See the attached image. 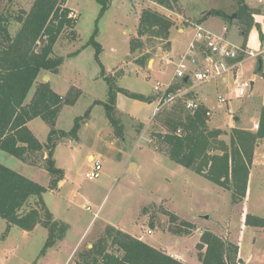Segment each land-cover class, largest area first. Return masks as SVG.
Segmentation results:
<instances>
[{
    "label": "rangeland",
    "instance_id": "rangeland-1",
    "mask_svg": "<svg viewBox=\"0 0 264 264\" xmlns=\"http://www.w3.org/2000/svg\"><path fill=\"white\" fill-rule=\"evenodd\" d=\"M33 1L0 0V9L15 16L23 9L29 10ZM255 1L245 0L248 5V2ZM262 1L260 6H264ZM67 5L79 17L77 39H69L68 33H65L54 46V53L64 57L60 71L52 73L44 70L38 78V82L49 81L52 88L62 95H66L73 85L83 92L74 105L63 107L56 124L57 128L69 131L75 119L81 116L80 138L70 136L56 146L54 159L56 165L63 169V179L51 188V174L44 166L27 163L1 149L0 163L46 187L43 198L47 206L57 219L69 222L71 227L67 239L59 248L57 245L60 242L40 256L48 230L40 225L34 231H26L9 225L0 216V264H75L79 252L87 247L88 240L106 223L116 227L122 225L143 235L152 245L170 251L187 264H201L203 252L199 251L197 244L206 229L242 244L243 249L252 244L257 234L263 244L259 247L262 255L255 261L263 263L264 227L254 226L259 231L255 234L253 226L246 227L245 214L264 218V141L257 150V162L261 166L253 174L252 194L248 200L245 198L235 203L231 191L172 160L161 138L162 134L174 132L167 124L168 117H185L191 112L186 107L184 95L169 103L162 99L166 82L171 85L181 82L173 78L175 66L167 63L165 57H171L170 50L176 53L190 48L197 22L205 24L212 32L224 34L235 43L236 38L237 44L242 47L244 40L239 37L241 25L237 20V2L183 0L181 8L170 10L153 0H111L109 8L101 16V4L97 0H68ZM147 8L157 9L174 22L168 42L138 34L139 17ZM259 11L264 14V8L260 7ZM257 22L261 24L260 20ZM261 26L264 27L263 24ZM18 27L19 24L12 20L10 31L15 33ZM96 27L98 33L95 39L100 44L98 53L95 43L86 45ZM179 28L186 29V32L180 34ZM260 30L263 33L260 28L256 33L249 34L250 47L255 50L258 49ZM133 38H139L144 43L135 53L130 52ZM263 49L264 40L260 50ZM74 52L76 54L70 55ZM138 58L144 62L143 65L137 63ZM103 68L104 75L118 86L131 92L156 95V101L165 103L160 111L155 112V101L144 102L123 95L124 100L119 106L130 112L120 113L124 124L123 137L115 136L104 106L94 104L95 99H108L109 80L101 76ZM237 72L238 78L235 76ZM227 78V81L218 78L192 87V91L208 97L213 108L207 124L210 128L211 122L215 126L228 122L234 125L235 119L227 113V107H230L235 115H240L242 125H253L264 107V58L262 55H246L233 73L227 74ZM242 81H247L249 87L246 94L239 97L237 90ZM157 82L164 85L161 86L162 91L155 89ZM36 87L37 83L30 89L27 102ZM219 96L227 101H220ZM90 107L91 116L87 118L84 115ZM28 125L41 142L47 141L50 126L41 117L34 118ZM222 130L225 131L223 137L229 142L232 127ZM91 152L102 165L99 178L86 177L93 164L88 160ZM131 162L138 165L132 172L129 169ZM97 212L98 216H95ZM171 213L176 214L178 219H173ZM151 217L154 226L150 224ZM82 236L86 237L84 243L67 260Z\"/></svg>",
    "mask_w": 264,
    "mask_h": 264
},
{
    "label": "trees",
    "instance_id": "trees-1",
    "mask_svg": "<svg viewBox=\"0 0 264 264\" xmlns=\"http://www.w3.org/2000/svg\"><path fill=\"white\" fill-rule=\"evenodd\" d=\"M101 4V16L110 6L111 0H97ZM158 5L174 10L181 8L183 0H153ZM237 2V20L244 37L243 48H246L248 35L255 26L254 14L259 10L251 8L245 0ZM68 0H34L29 10H21L15 16L0 9V149L19 159L44 166L51 174V188H54L64 176L63 169L56 165L54 153L56 146L70 136L78 138L81 116L75 119L71 130L56 127L58 116L65 105H74L82 90L72 86L66 95L56 92L49 81H39L42 71L58 73L64 57L54 53V46L65 33L69 39L76 40L78 15L68 5ZM224 17L229 20L227 15ZM12 20L19 24L15 33L10 31ZM174 22L157 9H144L139 17L138 34H147L150 38L169 41ZM96 27L86 45L95 43L97 53L100 44L95 36ZM260 39L264 34L260 30ZM85 45V46H86ZM144 46L139 38L130 41V52L135 53ZM246 46V47H245ZM76 52L71 53L74 55ZM239 60H243L240 57ZM137 63L143 65L140 58ZM261 65V61H260ZM258 70L260 71L261 68ZM103 68L101 76L108 81ZM182 82H185L183 80ZM172 84L166 91L176 92L183 83ZM37 83L36 90L29 102L27 97L32 86ZM108 99L95 100L94 104H102L106 116L117 137H123L124 124L117 108L119 93L132 99L153 102L156 95H144L131 92L109 80ZM195 91L186 93L185 99L195 96ZM92 107L86 110L89 118ZM208 109L200 104L197 109L185 117H168L167 124L174 130L162 134V142L167 147L169 157L176 163L192 168L211 182L231 191L233 202L247 197L254 154L258 144L264 140V107L259 118L257 130L233 127L230 141L223 137L225 131L210 128L207 124ZM41 117L50 131L46 142H41L30 129L28 123ZM46 152V157L42 154ZM46 187L28 178L18 171L0 163V216L9 225L32 231L38 225L48 230V237L40 251L45 255L50 247L62 241L70 225L57 219L47 206L43 193ZM147 212V208H144ZM173 219H178L171 213ZM183 224L190 223L182 221ZM150 224L154 226L153 217ZM245 224L264 227V218L245 214ZM197 248L202 253L201 264H248L240 257L237 243L227 240L211 230L201 233ZM204 250V251H203ZM75 264H187L174 257L166 250L152 246L130 233L108 225L104 232L80 251Z\"/></svg>",
    "mask_w": 264,
    "mask_h": 264
},
{
    "label": "built area",
    "instance_id": "built-area-1",
    "mask_svg": "<svg viewBox=\"0 0 264 264\" xmlns=\"http://www.w3.org/2000/svg\"><path fill=\"white\" fill-rule=\"evenodd\" d=\"M262 17L261 24L264 25V15H262ZM194 28L196 33L190 43L188 51L176 57H165L167 63L175 66L173 78L181 82L185 80V82H182L183 84L176 89V92L168 93L166 96L165 93L171 86L170 83L167 84L162 96L165 103L172 102L178 96H183L192 91V87L195 85H201L218 78L228 79L227 74L230 72L233 73V69L236 65L241 63L242 60H239L240 57L244 59L246 55L249 57H258L262 55L264 58V49L254 51L252 49H247V47L243 48L241 45L225 37L224 34L219 35L218 33L210 31L203 23H195ZM237 74H235L236 78H238ZM161 86L162 84L157 82L155 89L157 91H162L163 88H161ZM247 87H249V83L247 81H242L237 90V95L239 97L244 96ZM219 99L223 102L227 101L223 96H219ZM184 102L186 103V107L191 111L197 109L201 104L196 96L187 98ZM165 103L157 101L155 112L160 111ZM227 113L234 115V111L230 107H227ZM211 114L212 110L208 109L207 115L210 116ZM258 127L259 124L256 123L254 128L257 130ZM89 161L93 164L91 169L87 171L86 177L90 179L99 178L102 171L99 158L93 155L89 158ZM87 209H90V207L87 206Z\"/></svg>",
    "mask_w": 264,
    "mask_h": 264
},
{
    "label": "crops",
    "instance_id": "crops-1",
    "mask_svg": "<svg viewBox=\"0 0 264 264\" xmlns=\"http://www.w3.org/2000/svg\"><path fill=\"white\" fill-rule=\"evenodd\" d=\"M261 1L262 0H256L255 2H248L249 3V6L251 7V8H253V9H256V10H259L260 9V7L261 8H264V6H260L259 4L261 3ZM262 3H263V1H262ZM225 15V14H224ZM255 15V26H253L252 27V29L250 30V32H249V34H252V33H256V31H257V29H263V34H264V27L263 26H261V24L260 23H258L257 21L258 20H260V21H262V15H264V14H262L261 12L260 13H257V14H254ZM178 32L180 33V34H184L185 32H186V29H184V28H179L178 29ZM257 36H259V34L257 33ZM239 37H243L242 35H241V33H240V35H239ZM250 36L248 35V39H247V42H246V45L248 46V49H252V50H254V51H257V50H259L260 48H261V40L260 39H258V43H257V46H258V49L257 50H255V49H253V48H251L250 47V38H249ZM192 40H193V38H192ZM191 40V41H192ZM243 40H244V37H243ZM233 41V40H232ZM235 41H236V44L238 43V40L235 38ZM234 42V41H233ZM191 43V42H190ZM235 43V42H234ZM188 48L186 47V48H184L183 50H181L180 52H174V53H172V50H170L171 51V56H173V57H176V56H179L180 54H183V53H185V52H187L188 50H187ZM165 72V71H164ZM237 77H238V74H237ZM228 79H222V81H227ZM168 81V80H167ZM161 83V82H160ZM162 84V83H161ZM167 84H169L168 82H166L164 85L165 86H167ZM205 84V83H204ZM163 84H162V86H164ZM195 96L198 98V101L201 103V104H203V105H205L206 106V108L207 109H211L212 111H213V108H211L210 107V103H209V99H208V97H206V96H201V94L197 91V92H195ZM123 95L124 94H122V93H119L118 94V96H117V108H118V110L120 111V113L121 114H130V112L129 111H125V110H122L121 108H120V101L121 100H124V99H122V97H123ZM126 96V95H125ZM95 100H101V99H95ZM155 102H156V104H157V101L155 100ZM234 111V110H233ZM61 113V112H60ZM132 114V113H131ZM229 114V113H228ZM60 115V114H59ZM133 116H134V114H132ZM131 115V116H132ZM91 116V115H90ZM59 117V116H58ZM230 117H232L233 119H235L234 121V125H232L230 122H228V123H226L225 125H223V126H215V124H213L212 125V122L210 123V125L212 126V128H222V129H224V128H230V127H239V128H242V129H247V130H252V131H255L256 129L254 128V126H255V124L256 123H258L259 122V119H257V120H255L254 121V123H253V125H242L241 123H242V118L240 117V115H230ZM91 118V117H90ZM92 119V118H91ZM58 120V119H57ZM56 124H57V122H56ZM88 124L89 123H87V126H88ZM82 130V128L81 129H79V131H78V138H80V135H79V132ZM262 141H264V140H262ZM261 141V142H262ZM261 142L258 144V146L256 147V151H255V154H254V161H253V166H252V169H251V175H250V181H249V187H248V193H247V197H246V199L245 200H248L249 198H250V196H251V194H252V182H253V174H254V171H255V169H257V167L258 166H261L260 165V163H258L257 162V158H258V154H257V150L259 149V146H260V144H261ZM44 143V142H43ZM76 143V142H75ZM56 151V150H55ZM95 156V154L94 153H89L88 154V160H89V158H91L92 156ZM42 157H46V152H44L43 154H42ZM137 167H138V165H137ZM136 167V168H137ZM126 169H127V167H126ZM63 183V186L65 185V180L62 182ZM62 186V187H63ZM61 188V187H60ZM95 216H98V212L95 214ZM65 222H67V221H65ZM69 225H70V223L69 222H67ZM109 225V223H106V224H104L103 226H100V229L98 230V233L96 234V235H94L90 240H88L89 242H88V245L87 246H91V244H92V242L94 241V240H96L103 232H104V230H105V228L107 227ZM40 225H38V226H36L35 228H34V230H36L38 227H39ZM248 225H246V227H247ZM70 227H71V225H70ZM70 227H69V229H70ZM116 227V226H115ZM116 228H120V229H122V230H124V231H126V232H128V233H130L131 235H133V236H135V237H138V238H140V239H142L143 241H145V242H147V243H149V244H151L150 242H148L146 239H145V237L143 236V235H138L137 233H134V232H132V230H129L128 228H126V227H124V226H122V225H118ZM253 228L255 229V234L257 233V232H259V231H257L256 230V227H254L253 226ZM69 229H68V231H69ZM247 229H249V228H247ZM34 230H32V231H34ZM86 233V232H85ZM67 234H68V232H67ZM67 234H66V237L62 240V241H60V245H57V248H59L63 243H64V241L67 239ZM85 235V234H84ZM83 235V236H84ZM83 236L81 237V239H80V241L77 243V245L73 248V250L71 251V253H70V255H69V257H68V259L67 260H69L73 255H75V253L77 252V250L79 249V247L84 243V240H85V238L86 237H84L83 238ZM83 238V239H82ZM260 236H257V234L255 235V237H254V241L252 242V244L248 247V248H246V249H243V246H242V244H238L236 241H234L235 243H237L238 245H239V247H240V257L241 258H243V260H245V259H247V263L248 264H264V262L263 263H261V262H258V261H255L257 258H259L261 255H262V251L260 250V245H262L263 244V242L262 241H260ZM228 240H230V239H228ZM152 245V244H151ZM152 246H154V245H152ZM55 247V246H54ZM154 247H156V246H154ZM158 248V247H157ZM160 249H163V248H160ZM168 253H170L171 255H173V256H175L173 253H171L170 251H168ZM250 258L252 259V261H249L248 262V260H250ZM256 258V259H255ZM262 258V257H261ZM181 259V258H180ZM254 259V260H253ZM67 260H66V262H67ZM183 260V259H182ZM188 263V262H187Z\"/></svg>",
    "mask_w": 264,
    "mask_h": 264
},
{
    "label": "water",
    "instance_id": "water-1",
    "mask_svg": "<svg viewBox=\"0 0 264 264\" xmlns=\"http://www.w3.org/2000/svg\"><path fill=\"white\" fill-rule=\"evenodd\" d=\"M234 17L236 16V13H234V15H233ZM116 75H118V73L116 74ZM136 167H137V164L136 163H134V162H131L130 163V171L132 172L134 169H136Z\"/></svg>",
    "mask_w": 264,
    "mask_h": 264
}]
</instances>
